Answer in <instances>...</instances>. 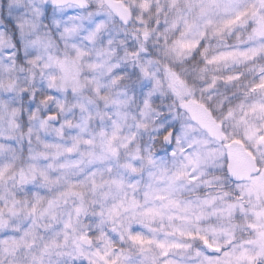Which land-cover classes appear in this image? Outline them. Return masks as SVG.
I'll use <instances>...</instances> for the list:
<instances>
[{
  "label": "clouds",
  "instance_id": "9594fccd",
  "mask_svg": "<svg viewBox=\"0 0 264 264\" xmlns=\"http://www.w3.org/2000/svg\"><path fill=\"white\" fill-rule=\"evenodd\" d=\"M0 264H264V0H0Z\"/></svg>",
  "mask_w": 264,
  "mask_h": 264
}]
</instances>
